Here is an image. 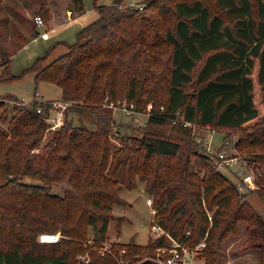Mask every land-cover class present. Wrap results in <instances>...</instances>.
Here are the masks:
<instances>
[{"label":"trees","instance_id":"16d2710c","mask_svg":"<svg viewBox=\"0 0 264 264\" xmlns=\"http://www.w3.org/2000/svg\"><path fill=\"white\" fill-rule=\"evenodd\" d=\"M216 2L218 10L210 0H143L142 6L94 0L99 15L79 30L77 41L49 63L38 57L27 68L37 83L62 87L63 98L73 103L67 111L74 106L96 113L95 129L67 117L47 131L52 100L7 106L0 98V264H118L97 250L88 263L78 262L77 255L92 247L89 237L96 245L107 240L110 212L124 202L119 191L136 187L137 176L153 195L156 223L192 245L206 237L198 253L204 264H219L226 257L224 242L243 229L242 248L259 250L257 264H264V215L216 168L194 134L195 125L243 128L261 116L256 82L264 102V0ZM74 4L78 11L85 7L84 0ZM1 10L9 13L0 16V81H8L24 74L10 72L12 55L31 37L11 18L22 19L30 31L37 27L15 7L0 3ZM124 99L148 118L141 135L114 151L109 105ZM169 122L181 132L164 135L157 129ZM251 145L262 147L247 156L260 167L264 123L240 134L239 149ZM260 172L257 191L264 198V167ZM55 185L63 193L53 191ZM84 223L91 234L81 228ZM58 229L64 234L59 241H39L42 232ZM166 242L161 235L147 243L114 244L126 246L125 256L136 260Z\"/></svg>","mask_w":264,"mask_h":264},{"label":"rangeland","instance_id":"374dc122","mask_svg":"<svg viewBox=\"0 0 264 264\" xmlns=\"http://www.w3.org/2000/svg\"><path fill=\"white\" fill-rule=\"evenodd\" d=\"M113 0H97L100 3H109ZM128 3L130 0H122ZM142 2L143 0H135ZM212 6L218 10L220 6L216 0H210ZM1 4L6 7H15L16 9L22 11L29 17V25L33 27H38L40 33L36 30L30 31L28 24L23 22V20H12L17 22V26L21 30L23 35H30V39L26 44L18 48L12 55V62L10 66V72L12 74H24L20 77H16L8 81H0V98H3L8 104L13 103H23L24 101L29 102L35 98L38 100H48L53 99L52 105L54 109L49 111V116L47 118L49 125L51 124V118L59 111L60 108H56L55 102H66L68 105H72V101H66L62 96V87L54 82L41 80L38 83L35 79V72L32 70H27V68L35 62L38 57L43 58V63L47 64L62 53H64L68 44L74 43L78 39V32L81 28L80 22H87V20H93L98 17V11L94 0H84V6L87 8L84 15L79 17L73 22L64 23L59 20L55 15L52 16L51 10L56 7H66V5H74V0H2ZM93 7V8H92ZM92 8V9H91ZM77 14L78 11H74ZM5 10H1L0 16L8 14ZM54 13V11H53ZM41 14L45 20V23L38 25L35 22V15ZM52 20H51V19ZM49 20V21H48ZM24 23V24H23ZM35 32L36 35L32 34ZM34 35V36H32ZM38 35V36H37ZM13 39L16 35L11 34ZM37 36V37H35ZM11 39V37H10ZM13 46V45H12ZM171 47L169 46L165 51V55L168 56ZM0 73H2L3 67L0 66ZM258 65L254 71V75L257 78ZM188 90L191 93L194 90L192 85H188ZM38 92V93H37ZM17 95L18 98H15ZM127 100H119L116 104H110L109 108L112 109L113 121L110 124V134L109 142L111 143L112 150L115 151L116 148L120 147L124 141H132V135H141L146 127L148 112L146 111H127ZM256 102L261 111V116L244 125L243 128H221L218 126L210 125H195L194 134L197 140L198 147L206 151V144L210 142L212 148H218L222 143L226 133L240 137V134L248 133L257 129L264 123V102L262 99L261 86L256 82ZM152 102H149L151 104ZM149 104L147 108L149 109ZM67 105V107H68ZM6 106V107H7ZM66 107V108H67ZM76 107L71 106L67 111L64 109L63 122L64 124L66 118L70 119L71 123L74 124H85L87 127L95 129L97 127V114L90 110H75ZM175 122H169L162 126H157V129L164 135H176L180 133V127L176 125ZM59 126L58 128H60ZM58 128L48 127L47 131H54ZM262 149L259 145H251L243 148L241 151L238 147L240 153L245 157L252 155L251 152L259 151ZM251 152H249V151ZM254 157V156H253ZM249 160V159H248ZM252 166L254 161L250 162ZM254 167V166H253ZM264 164L260 167H254L257 174V179L260 177V170L262 171ZM249 171L252 167L247 168ZM224 175L232 179L238 184H241V177L236 175L235 171L230 168H225L221 170ZM138 183L136 187L124 186L119 191V194L124 198V202L116 203L111 210L112 219L110 221L108 238L114 239L121 242H128L130 240H135L139 243H147L148 240L154 237L151 233V225L154 223V205L148 203V198L153 195L146 190V181L141 180L137 176ZM257 180L258 188H247L240 190L241 193H246L247 198L256 208V210L264 215V198L257 191L261 188V183ZM53 191L63 193V188L60 186H53ZM121 224V225H120ZM81 226V225H80ZM245 223H243V228ZM81 228L88 230V233H92L93 229L91 226L87 227V224H82ZM57 231L62 232L61 229ZM64 236V234H63ZM156 236V235H155ZM246 238V233L243 229V233L240 236H231L224 242V251L226 257L222 258L219 264H257L260 261V251L259 250H244L242 248V243ZM205 258L199 255H193L192 258L186 262V264H204Z\"/></svg>","mask_w":264,"mask_h":264},{"label":"built area","instance_id":"2783aa9c","mask_svg":"<svg viewBox=\"0 0 264 264\" xmlns=\"http://www.w3.org/2000/svg\"><path fill=\"white\" fill-rule=\"evenodd\" d=\"M131 5L142 6L140 1L130 0L128 2ZM35 22L38 25H42L45 23V20L41 14H37L34 17ZM38 93V92H37ZM127 102V101H126ZM53 104V103H52ZM56 108H60L59 111L51 118V124L49 127L58 128L61 126L63 122L64 109H66L68 103L66 102H58L54 103ZM127 111H135V104L133 102L126 103ZM153 106V103L149 104V109ZM54 106L52 105L51 109ZM50 109V110H51ZM41 110V108H39ZM186 124H190L187 122ZM239 140L238 136H234L226 133L224 139L220 146L216 148H212L210 142L206 144V153L210 156V158L214 161V164L218 170H223L225 168L233 169L236 175L241 177V184H238L240 190L245 187L249 188H258L257 184V174L255 172V168L252 166L248 158H245L240 151L238 150L237 142ZM252 167V170H248V167ZM148 203L153 204V198H148ZM153 212L155 214L156 209L153 208ZM211 217V215H210ZM151 233L154 234L156 238L161 235H165L167 238V242L163 245L158 246L153 254H149L144 256L143 258L138 257V259L134 260L132 258L126 257L127 247L123 246L122 248H116L114 242L117 240L107 239L102 244L96 245L94 244L93 237L88 238V243L93 244L90 249H88L85 253H80L77 255L78 262H89L92 258L91 251L97 250L102 255H111L115 257L118 264H138L141 261L145 260H153L159 264H186L192 256L198 255V253L206 246L207 241L206 237L203 238L200 242L195 245H192L186 241H181L177 239L174 235L171 234L166 228L161 226L160 224L154 222L151 225ZM191 230L188 229L186 234L189 235ZM156 235V236H155ZM63 237V234L59 231H45L39 235V241L41 242H57Z\"/></svg>","mask_w":264,"mask_h":264},{"label":"crops","instance_id":"0c3cea01","mask_svg":"<svg viewBox=\"0 0 264 264\" xmlns=\"http://www.w3.org/2000/svg\"><path fill=\"white\" fill-rule=\"evenodd\" d=\"M73 1V0H72ZM98 3V2H97ZM93 8V7H92ZM91 8V9H92ZM96 9H97V7H96ZM76 9H75V7H73L72 5H66V7H56L55 6V8H53L52 10H51V13H52V16L54 17V15L59 19V20H62L64 23H69V22H73V21H75L76 19H78L79 17H81L82 15H84V13H85V11H87V8L86 7H84V9L83 10H81V11H78V10H76V11H78L77 12V14H75V11ZM53 11H54V13H53ZM98 11V10H97ZM0 13H1V11H0ZM98 14H99V12H98ZM51 19V18H50ZM95 19V18H94ZM93 19V20H94ZM52 20V19H51ZM49 21V20H48ZM92 20H87V22H80V25H81V28L83 27V26H85L86 24H88L89 22H91ZM40 26V25H39ZM38 28V27H37ZM80 28V29H81ZM37 33H40V30L39 29H37ZM38 36V35H37ZM37 36H35V37H37ZM1 68V67H0ZM62 96H63V92H62ZM48 100H53V99H48ZM148 118V117H147Z\"/></svg>","mask_w":264,"mask_h":264}]
</instances>
